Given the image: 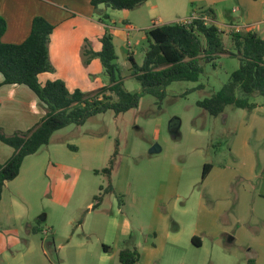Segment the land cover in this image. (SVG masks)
Masks as SVG:
<instances>
[{
  "label": "rangeland",
  "instance_id": "1",
  "mask_svg": "<svg viewBox=\"0 0 264 264\" xmlns=\"http://www.w3.org/2000/svg\"><path fill=\"white\" fill-rule=\"evenodd\" d=\"M156 2L132 10L134 29L121 45L113 43L124 88L141 96L138 107L69 125L24 160L2 193L0 264H122L125 249L140 252L135 264H264L263 98L238 94L253 106L228 105L217 117L198 106L239 68L231 35L236 27L241 34L256 31L264 2L252 11L247 5L246 12L240 0L216 3L224 52L204 63L198 81L174 82L162 98L142 94L128 53L142 65L156 18L208 15L209 6L206 0H164L163 19L151 11ZM104 13L106 24L124 27L126 11ZM257 33L262 37L264 30ZM82 63L85 78L72 76V87L92 95L109 85L99 59ZM115 153L114 168L104 173ZM205 164L211 173L203 179Z\"/></svg>",
  "mask_w": 264,
  "mask_h": 264
},
{
  "label": "trees",
  "instance_id": "2",
  "mask_svg": "<svg viewBox=\"0 0 264 264\" xmlns=\"http://www.w3.org/2000/svg\"><path fill=\"white\" fill-rule=\"evenodd\" d=\"M148 0H92L97 8L105 5L113 10H134ZM213 23L202 20L190 25L171 23L157 26L148 31L149 47L142 65L137 64L131 52L133 77L141 84L142 94L162 98L165 90L174 82H196L204 72V63L215 62L224 52L223 31L214 23L216 17L212 9L204 11ZM203 12V13H204ZM54 25L43 17H36L32 23L29 37L21 44H6L2 37L7 23L0 16V74L7 85H23L32 90L40 104L46 108V115L32 130L6 135L0 129V143L13 148L12 157L0 164V204L7 182L13 181L20 174L24 160L36 154L42 146L48 145L52 135L69 126L84 125L92 116L113 111L125 113L138 107L139 93H131L124 88L123 78L115 63L117 59L115 46L110 35L101 39L102 49L94 52L91 43L86 41L82 49L83 62L88 66L92 60L99 59L109 77V85L97 93L86 95L80 90L70 91L64 80L39 82V75L54 73L50 60L49 45ZM236 56L240 60L239 68L231 75L230 82L212 97L198 102V106L211 116L224 113L226 106L250 108L247 97L259 95L264 102V38L256 33H232ZM247 96L245 98H238ZM117 153L110 159V168L104 173H111L116 164ZM211 166L204 165L203 179ZM97 198V197H96ZM196 246L201 242L192 238ZM108 250V247H104ZM140 259L137 249L122 250L119 260L122 264H135Z\"/></svg>",
  "mask_w": 264,
  "mask_h": 264
},
{
  "label": "crops",
  "instance_id": "3",
  "mask_svg": "<svg viewBox=\"0 0 264 264\" xmlns=\"http://www.w3.org/2000/svg\"><path fill=\"white\" fill-rule=\"evenodd\" d=\"M91 1L92 0H0V16L4 18L7 23V29L2 37V41L6 44L16 45L23 43L30 35L33 20L39 16L45 18L55 27L49 45L50 60L55 68V72L52 73L53 75L51 76L47 75L50 73L39 75V82H41L42 77L48 79V81L61 79L66 82L70 91L77 89L82 91L80 88L72 87L76 78L72 79L71 77L81 74L82 79L85 78L80 68L81 64H83L82 49L84 43L89 41L92 50L94 52H99L102 49L101 39L105 35H110L113 43L116 44L117 41L121 45L124 36H128V31L135 27L134 17L131 15L132 10H123L126 11V18L122 21L124 27L119 29V27L117 28L106 24L102 19L106 17L104 11H107L108 8L105 5H99L95 8ZM153 1L149 0L146 4H152ZM155 1L157 2L152 5L151 11L157 12L155 15H157V17H163L164 19V15L161 13H166L163 9L164 5L162 4L164 0ZM220 1L224 0H206L207 4H205L209 6L206 8L214 11L216 17L215 22L217 21V9L215 7L217 6L216 3ZM258 1L259 0H240L245 7V12L247 10V5L252 6L251 11L255 10V3H258ZM260 1H262V3L264 2V0ZM214 4L215 6L213 7L212 5ZM251 11H248V13L251 14ZM97 12L104 14L96 18L95 15ZM174 17H170L168 18L169 20H166L169 22H162L161 19L156 18L153 21V25L148 29L151 30L154 27L165 25L166 23H175L179 19H184L180 17L175 19ZM229 19H231V17H229ZM172 20L173 22H170ZM113 23L116 25V22ZM231 23H233V21H231ZM256 24H258L257 30L251 32L258 34V30H264V20ZM108 30H110V34ZM225 34H228L226 30ZM262 37H264V35ZM128 43L129 42H124L122 46L127 47L129 46ZM94 62L95 59L91 61L89 66ZM95 66L96 69H98V65L96 64ZM4 80V76L0 74V129L8 136L16 132H26L34 129L46 115V112H43L39 108L40 101L38 97L28 87L23 85H7L4 83ZM4 146L7 145H0V164H5L14 153V150L11 151V147ZM210 173L211 169L208 175ZM208 175L206 177H208ZM193 237H196L197 240L201 242L202 246V240L198 239V236Z\"/></svg>",
  "mask_w": 264,
  "mask_h": 264
},
{
  "label": "built area",
  "instance_id": "4",
  "mask_svg": "<svg viewBox=\"0 0 264 264\" xmlns=\"http://www.w3.org/2000/svg\"><path fill=\"white\" fill-rule=\"evenodd\" d=\"M198 20H202L203 22H205L207 24L213 23L212 19L210 17H208V15H205L202 13L201 14H194L190 17H187V18H184V19L178 21L177 23H181L184 25H190L194 21H198ZM233 31H234V33H240V32H242V28L236 27V29H234Z\"/></svg>",
  "mask_w": 264,
  "mask_h": 264
},
{
  "label": "water",
  "instance_id": "5",
  "mask_svg": "<svg viewBox=\"0 0 264 264\" xmlns=\"http://www.w3.org/2000/svg\"><path fill=\"white\" fill-rule=\"evenodd\" d=\"M46 219V217L45 216H43V217H41V221H44Z\"/></svg>",
  "mask_w": 264,
  "mask_h": 264
}]
</instances>
